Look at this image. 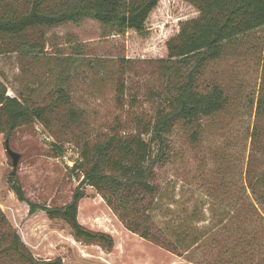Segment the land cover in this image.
Segmentation results:
<instances>
[{"label": "rangeland", "instance_id": "obj_1", "mask_svg": "<svg viewBox=\"0 0 264 264\" xmlns=\"http://www.w3.org/2000/svg\"><path fill=\"white\" fill-rule=\"evenodd\" d=\"M11 1L19 7L24 2ZM161 11V21L148 20L147 36L83 18L30 27L27 40L40 48L0 53L5 94L38 105L52 102L61 89L77 113L70 122L59 108L45 123L34 120L8 136L10 148L20 153L12 176L29 200L57 207L69 202L81 180L73 165L82 143L139 132L166 104L171 83L156 58L164 55L162 39L177 19L194 10L171 0ZM197 85L201 91L220 86L226 104L201 119L195 138V126L182 120L167 134L166 156L154 168L157 189L140 206L146 220H138L150 227L151 238L130 230L86 183L79 184L77 220L109 233L111 247L76 238L65 221L43 210L29 214L7 182L12 165L3 133L0 217L6 224L0 220V238L14 229L33 257L59 256L63 264H264V201L248 187L264 176V26L226 45L201 69ZM0 264L24 263L3 256Z\"/></svg>", "mask_w": 264, "mask_h": 264}, {"label": "trees", "instance_id": "obj_2", "mask_svg": "<svg viewBox=\"0 0 264 264\" xmlns=\"http://www.w3.org/2000/svg\"><path fill=\"white\" fill-rule=\"evenodd\" d=\"M166 1L171 0H24L19 7L11 0H0V53L22 52L26 46L33 51L40 48L27 40L26 32L30 27L78 23L83 18L95 19L118 33L130 30L147 36L148 20L155 16L156 22L161 21L165 12L159 13V7ZM182 1L189 4L193 14L177 19L175 29L162 39L164 55L156 58L162 62L163 74L171 83L166 104L156 110L152 121L139 132L113 133L92 143L83 142L79 160L73 165L81 175L79 184L86 183L101 192L126 226L139 231L145 238L153 235L150 227L141 223L146 218L140 217L145 212L140 206L157 189L153 182L154 168L166 156V136L173 124L178 120L193 124L191 136L195 138L201 119L222 110L226 104L220 86L199 90L197 78L201 69L220 57L226 45L264 26V0ZM5 91L0 79V133L4 136H10L17 127L34 120L45 123L59 108L70 122L77 120V113L68 104L67 93L61 89L52 102L38 105L9 96ZM7 182L17 199L28 204L29 214L43 210L48 217L65 221L76 238L107 247L113 245L109 233L89 229L77 220L78 202L83 196L79 184L71 200L57 207L29 200L15 176L9 175ZM248 187L255 198L264 201V176L251 180ZM0 218L6 224L5 217ZM1 238L5 243L0 245V258L14 256L24 264H63L59 256L52 259L33 257L14 229L4 231Z\"/></svg>", "mask_w": 264, "mask_h": 264}, {"label": "water", "instance_id": "obj_3", "mask_svg": "<svg viewBox=\"0 0 264 264\" xmlns=\"http://www.w3.org/2000/svg\"><path fill=\"white\" fill-rule=\"evenodd\" d=\"M4 147H5L6 153L9 155L11 159L12 170L10 171V175H12L15 173V168L20 158V153L10 148L8 136H6L4 139Z\"/></svg>", "mask_w": 264, "mask_h": 264}]
</instances>
